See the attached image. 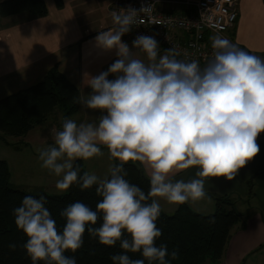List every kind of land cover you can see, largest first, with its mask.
<instances>
[{"label":"clouds","instance_id":"9594fccd","mask_svg":"<svg viewBox=\"0 0 264 264\" xmlns=\"http://www.w3.org/2000/svg\"><path fill=\"white\" fill-rule=\"evenodd\" d=\"M136 13H112L115 27L95 39L103 50L115 49L117 59L97 76L85 73L84 84L92 91L73 98L82 108L99 112L97 120L65 118L62 128L53 130V144L39 150L41 167L59 178V192L73 184L82 191L95 185L102 199L95 209L80 201L66 206L60 213L65 223L58 229L46 197L25 196L13 215L27 238L23 247L32 264H77L65 253L83 246L86 231L104 246L119 243L122 252L110 257L113 264H170L167 257L177 259L178 250L169 253L166 244H156L162 236L157 198L174 205L206 199L207 178L232 181L260 152L264 58L220 35L212 37V58L203 67L196 59H178L175 47L161 54L153 36H137L130 49L121 38L131 30ZM101 146L120 164L110 167V178L81 175L74 162L103 156ZM130 161L145 167L147 193L125 178L123 165ZM192 166L198 168L197 178L173 181L174 174Z\"/></svg>","mask_w":264,"mask_h":264},{"label":"crops","instance_id":"0c3cea01","mask_svg":"<svg viewBox=\"0 0 264 264\" xmlns=\"http://www.w3.org/2000/svg\"><path fill=\"white\" fill-rule=\"evenodd\" d=\"M44 1L48 9L45 16L27 13L0 16V98L35 84L55 64L79 89L80 96L88 95L92 90L84 84L85 73L97 76L117 59L115 49L105 51L97 46L95 39L99 32L115 27L110 7L113 0H63L61 8H56L53 0ZM237 9L236 23L228 35L237 47L260 53L264 58V0H239ZM121 40L132 48L127 35ZM108 78L115 79V76ZM83 111L80 105L77 123L89 122L92 117L96 121L100 115L96 112L95 116L86 118ZM43 135L42 130L39 136ZM257 143L260 152L239 170L235 179L207 178L208 198L186 203L196 212L211 213L214 197L230 195L236 200L237 211L243 215L244 226L231 230L222 258L216 263L206 260L202 264H264V133ZM112 162L113 159L108 169ZM141 166L148 177L145 167ZM197 171L192 166L171 178L187 182L197 178ZM157 199L165 213H172L178 206L163 198Z\"/></svg>","mask_w":264,"mask_h":264},{"label":"trees","instance_id":"16d2710c","mask_svg":"<svg viewBox=\"0 0 264 264\" xmlns=\"http://www.w3.org/2000/svg\"><path fill=\"white\" fill-rule=\"evenodd\" d=\"M53 2L56 8L63 6V0ZM20 13L42 17L48 14V9L44 0L0 1L1 17ZM249 53L263 57L260 53ZM78 96L79 89L62 74L57 64L53 65L35 84L0 98V140L17 147L16 143H9L7 137L25 136L44 123L56 108L63 119L76 115L80 104L73 103V98ZM118 164L119 161L113 160L111 167ZM74 167L80 169L81 175L86 172L82 159L75 161ZM123 167L127 172L125 178L147 193L150 181L141 164L130 161ZM106 177L110 178V173ZM95 188L94 185L91 189L82 191L78 184H73L62 194L43 191L30 194L11 185L9 166L5 160L0 159V264H32L23 247L27 238L18 230L13 215V209L20 206L25 196L46 197L45 206L56 220L58 229H62L65 221L60 213L66 206L80 201L95 209L97 202L102 199L96 194ZM235 203L236 200L230 195H222L214 197V209L209 214L196 212L186 203L178 205L170 214L162 210L156 221L162 236L157 239L156 244H166L169 253L174 249L178 250L177 259L167 257L170 264H202L206 260L218 262L225 251L231 230L236 226H244L243 215L237 211ZM83 239L84 244L77 252L65 253L74 256L77 264H113L110 257L122 252L119 243L113 247L104 246L98 239L91 238L87 231ZM11 244L16 245L14 250L10 249ZM128 254L132 259L143 258L140 253Z\"/></svg>","mask_w":264,"mask_h":264},{"label":"built area","instance_id":"2783aa9c","mask_svg":"<svg viewBox=\"0 0 264 264\" xmlns=\"http://www.w3.org/2000/svg\"><path fill=\"white\" fill-rule=\"evenodd\" d=\"M239 0H113L112 12L136 10L127 35L131 43L139 35L153 36L163 49L175 47L178 59L200 62L212 58V37L228 35L237 20ZM141 9H145L141 11ZM237 46V45H236Z\"/></svg>","mask_w":264,"mask_h":264},{"label":"rangeland","instance_id":"374dc122","mask_svg":"<svg viewBox=\"0 0 264 264\" xmlns=\"http://www.w3.org/2000/svg\"><path fill=\"white\" fill-rule=\"evenodd\" d=\"M160 48L162 54L164 49L161 46ZM140 58H144L142 53L140 54ZM83 113L86 115V118L89 115H96L95 111L85 108ZM78 115L79 113L69 119L77 121ZM63 120L61 112L56 108L44 123L30 130L25 136L17 138L7 137V141L9 143H16L17 147L0 140V159L5 160L9 166L11 174L10 183L14 188L21 189L30 194L40 191L48 194L64 193L59 192L55 187L59 178L49 172V170L42 168L41 161L38 158L40 149L53 144V130H60ZM89 122H94V118L92 117ZM42 130L44 135L40 137L39 135ZM47 140L48 142L46 143ZM102 151L104 153L103 156L93 157L82 162L84 163L86 172L95 173L101 179H104L109 173L111 166L108 169V163L111 164V158L108 160V150Z\"/></svg>","mask_w":264,"mask_h":264}]
</instances>
